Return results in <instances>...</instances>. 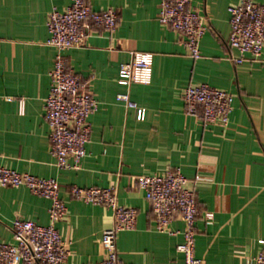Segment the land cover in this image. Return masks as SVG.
<instances>
[{"label": "crops", "instance_id": "0c3cea01", "mask_svg": "<svg viewBox=\"0 0 264 264\" xmlns=\"http://www.w3.org/2000/svg\"><path fill=\"white\" fill-rule=\"evenodd\" d=\"M87 1L96 10L116 9L120 21L114 33L96 27L82 46L64 51L98 101L89 117L87 154L75 170L57 166L44 118L56 54L47 19L71 0H0V167L59 182L68 214L55 226L71 251L65 264L99 263L102 232L114 223L110 208L72 198V185H114L118 203L137 209L135 228L117 236L123 264H184L176 250L184 222L176 217L168 232L159 231L136 181L172 168L181 169L196 191L200 264H255L264 237V52L241 64L233 59L239 52L228 44V8L241 0H191L209 25L199 58L158 21L159 0ZM132 52L153 53L152 77L127 88L118 81L119 65ZM201 83L233 95L227 127L185 112L181 90ZM127 90L146 109L144 120L116 100ZM50 205L25 186H0V242L16 243L18 217L48 225Z\"/></svg>", "mask_w": 264, "mask_h": 264}, {"label": "built area", "instance_id": "2783aa9c", "mask_svg": "<svg viewBox=\"0 0 264 264\" xmlns=\"http://www.w3.org/2000/svg\"><path fill=\"white\" fill-rule=\"evenodd\" d=\"M228 11V44L239 52V56L233 57L235 62L241 64L247 55L260 56L264 52V5L255 0H241ZM157 18L162 25L177 32L193 58L201 56L200 41L209 25L206 17L191 6V0H159ZM119 21L116 9L96 10L87 0H71L65 9L55 7L48 15V43L56 49V54L50 72L51 86L45 99L44 118L50 127L51 152L61 169L81 168L91 134L89 117L98 108L95 92L68 65L64 51L82 46L96 27L114 33ZM131 55L130 61L119 65V83L127 88L133 83L149 84L153 53L132 52ZM181 97L188 115L198 116L204 124L229 125L233 95L226 90L205 83L189 84L181 90ZM116 100L128 109L137 110L139 120L145 119L146 109L132 100L128 90L118 93ZM136 181L151 204L159 231L168 232L170 223L176 217L181 218L185 225L183 241L176 250L183 256L184 264H200L201 260L196 256L195 229L200 213L191 180L181 169L172 168L162 174L139 175ZM0 186H25L35 195L51 201L48 225L20 217L15 219L13 233L16 243L0 242V264H65L71 251L55 226L68 214V207L60 197L59 182L54 178H41L0 167ZM70 195L76 200L103 205L113 211V226L105 229L100 239L104 258L97 264H123L118 256L117 236L121 231L135 228L137 209L118 203L114 185H72ZM258 242L261 249L255 264H264V237Z\"/></svg>", "mask_w": 264, "mask_h": 264}]
</instances>
